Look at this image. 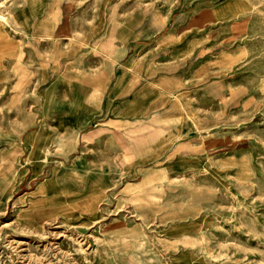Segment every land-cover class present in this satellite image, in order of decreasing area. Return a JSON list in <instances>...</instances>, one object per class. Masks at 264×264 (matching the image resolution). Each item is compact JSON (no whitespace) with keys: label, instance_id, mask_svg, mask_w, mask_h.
<instances>
[{"label":"rangeland","instance_id":"rangeland-1","mask_svg":"<svg viewBox=\"0 0 264 264\" xmlns=\"http://www.w3.org/2000/svg\"><path fill=\"white\" fill-rule=\"evenodd\" d=\"M0 264H264V0H0Z\"/></svg>","mask_w":264,"mask_h":264},{"label":"crops","instance_id":"crops-1","mask_svg":"<svg viewBox=\"0 0 264 264\" xmlns=\"http://www.w3.org/2000/svg\"><path fill=\"white\" fill-rule=\"evenodd\" d=\"M42 181H45V183H41V184H40V182H42ZM40 182H39L38 185H36V190H37V192H47L46 189H47L48 187H53V186L56 185V183H57V182H55V181H54V183H53V182H50V181L47 180V178H44V180L41 179ZM43 186H45V187H43ZM45 198H46V200H47V199H48V195H46Z\"/></svg>","mask_w":264,"mask_h":264}]
</instances>
